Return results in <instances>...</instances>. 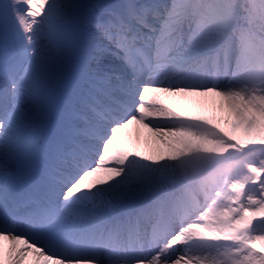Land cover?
I'll list each match as a JSON object with an SVG mask.
<instances>
[{"label":"snow or ice","instance_id":"1","mask_svg":"<svg viewBox=\"0 0 264 264\" xmlns=\"http://www.w3.org/2000/svg\"><path fill=\"white\" fill-rule=\"evenodd\" d=\"M0 264H264V0H0Z\"/></svg>","mask_w":264,"mask_h":264}]
</instances>
